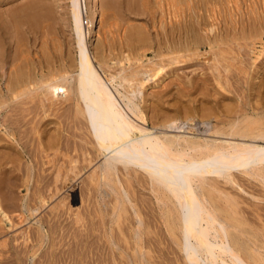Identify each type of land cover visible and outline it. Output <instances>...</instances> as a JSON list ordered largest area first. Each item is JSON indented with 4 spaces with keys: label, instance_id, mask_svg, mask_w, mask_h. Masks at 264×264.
Listing matches in <instances>:
<instances>
[{
    "label": "bare ground",
    "instance_id": "bare-ground-1",
    "mask_svg": "<svg viewBox=\"0 0 264 264\" xmlns=\"http://www.w3.org/2000/svg\"><path fill=\"white\" fill-rule=\"evenodd\" d=\"M13 1L14 0H0V9L1 10L5 9L3 6L4 3L6 4L8 3L7 5H10L11 3L13 4ZM106 1L107 0H105V2ZM158 1L160 0H157L156 2H154L153 0H143V2L141 3L145 11L146 10L150 11V14H151L150 16H152L153 18V19L150 18L153 20V22H150L151 25L152 23H154V21L155 22L160 21V24H158V26L160 25L162 26V28L160 26L159 28L167 29L168 27H170L167 29V34H165L163 38H160V41L157 42L158 39L156 40V44L159 43L158 47L161 48L160 53H159V56L161 58L157 61H154V59L147 57L148 64L143 63V60H141V52H135L136 46L138 44L140 46L144 45L148 39L147 38L148 33L146 34L148 30L146 29L147 27L143 25L144 22L142 24L143 20L139 22L141 23V26L143 25L145 30H147L146 32L144 29L137 27V28H134L133 30L132 29L130 30L128 28L129 30L124 33L125 35L122 34V37L124 35L123 41L125 39L126 40L125 42L128 45L127 46L128 48L126 47L128 52H126L127 50L124 48L125 49L124 52L120 50L122 53L118 55L117 54L114 55L113 49L111 47V41L107 40L109 38L108 34H111L109 29H108L109 31L106 30L107 28H104V30L108 31L107 32L108 38H106L107 36L105 37L103 36L107 40V42H104L107 45H104L103 42L101 43L100 41L99 42L96 41L97 40L96 36H98V32H99V25L101 27V24L99 23L102 22V21L100 22V19H99L100 11H101L99 0H69L68 8H69V14H70V19H71L72 39L69 44V47L66 48V50L62 49L63 43L61 42L59 43L57 40L58 39L57 37H56L57 39L55 38L54 40L52 38V41H51V38L50 40L48 39L49 36L48 38L44 36L43 38L40 39L41 40L39 44L40 47L36 51H32L30 49L28 40L24 38H20L16 40L14 39L15 37L13 36L12 42L16 41L17 43L16 45L15 44L12 45V48L9 50L10 52L9 55H5L1 48L5 47L6 43L0 40V116L3 115V119L0 120V226L6 230L12 229L13 227H15V220H17L15 218H18V220L20 221H23V220L25 221L28 214L38 215V213H41L46 207H48L49 205L53 203V199L56 197L57 194H59L58 195L59 197H62L61 195H63L64 197V193L66 192L65 190H68V189H65L64 190L65 192L62 194L59 193L60 190L63 188V185L68 184L69 186H74V182L76 181L77 178H79L81 172L85 168L92 167L86 179H89V181L87 180L88 183H90L89 185L92 184V186H94V188L98 190L97 196L95 195L97 199V206L96 205L95 206L99 208L100 212L101 210H104V211L109 210L107 213H112L111 215L116 214V216L114 215L115 219L121 218L123 215H126L128 210H130V212L132 210V214H133L132 224H134L135 226L138 225L137 229L135 230V234L133 233L134 234L133 236L137 238L136 241L139 242L140 240L143 239L144 235L142 234V231L141 232L139 231L138 227H142V225H144L146 228H148V230L145 231L147 232V236L146 235L145 236H146V240L148 244L150 245L155 244L158 240V237L157 236L155 237V235H153V232H156V227L159 225L160 231L161 229H164V230L166 229V231L168 232L169 236L166 234V238L169 240V243H171L173 240L176 241L177 245L179 246L178 248L183 253L182 256L187 261V264H264V204L261 203L263 201H258V199L264 200V198L263 197L261 198L260 196L262 193L264 194V189H263L264 188V113L261 111L263 110V108L262 107H261L262 109L259 108L260 109L259 111H261L263 115L260 112L259 114L260 116H257V114L256 116H254L253 115L254 112L257 113L255 110L256 108L255 107H254L255 109L250 108L251 104H249L248 102L251 103L252 100L250 101V98L247 97L249 101L244 103V101L242 100L243 101L242 108H238V110H235L236 108H234V110H229V112H227L228 116L225 118L224 116L223 118L215 116L217 117V120L218 118L220 119L217 121V123H213V125H210L211 131L212 132L214 131L215 135L220 134V136L225 135V137L227 135L228 138L226 137L225 139H222L224 137L221 138L220 136L215 138V136L214 137L212 136L214 134L213 133L211 136L215 139L209 140L207 139V137L203 138L201 136L198 137L195 135L186 134V132L190 133V128L188 127H191V128L195 127V125L187 126V124H194L197 121L195 119V114L192 113L191 110H189V112L186 111V113L184 114V117L180 115H176L174 117H169L165 119V121L163 122H161L162 120L160 121L159 119L161 123L160 122L156 123L158 120L157 121L155 120L156 122H152L153 123L152 124L150 121L151 117L149 118V115L151 113L148 115L149 111L147 112V108L149 107L150 102L147 104L148 95L146 93V88L149 87V84L152 85L153 82L157 83V81H159L162 77L165 78V76L169 74L171 70H168L167 68L170 65L172 64L177 65V63L178 64L181 63L182 65H184L183 63L185 61H189V60L192 61V59L200 57L202 55L206 57V59L211 63L210 64L211 68L215 71V75H216L215 77L217 80L216 83L220 84L219 85L220 88L222 89L223 87L227 88L226 86L227 84H229L228 82H232L233 80L234 82L236 80H237L236 82H238V80L240 79L239 75L238 74H237L238 76L236 75L237 72L233 74L232 71L234 70V67L237 65L236 62L238 61V59L240 61V64L239 63L238 64L241 66V69L242 70L244 69L242 68L244 64H241V63H243L244 60L247 58L245 57L246 55L244 56L245 58H243L242 56L245 53L243 52V49L245 48L247 49L248 47L249 51L251 49L253 52H255L256 49L258 48L253 38L258 32H261V33L264 32V20L259 21L257 18L254 17L258 21L255 20L254 22L252 21L251 23L248 22L247 25L246 23L242 22V24L240 23L241 26L240 25L238 26V23L241 20L243 21V19L241 20L239 19L240 21L237 22L236 21L237 18H234V16L236 17L237 14L239 13L241 14V12L243 11L242 8L237 7L238 4L239 6H241L240 5L241 0H164V1L161 0L160 2ZM245 1L247 2V4L250 1L252 3L251 7L249 8V11H246L247 15L249 16V18L247 16L246 19L250 20L251 18V20H253L252 16H255V13L256 14L259 13L258 9L259 11L262 10L259 8L261 6L258 7L256 3H258L259 1L264 3V0H250V1L245 0ZM45 2L46 1H43V0H32L30 3L26 5L25 8L32 9L38 6L47 7ZM139 3L140 2H138V4ZM106 4H105L106 8L107 6L108 7L110 6V3H106ZM260 4L258 3V5ZM50 5L51 4H49V6ZM245 7L247 8V5ZM237 8H240L242 11L236 14V10L237 12L239 11V9ZM148 11H147V15H148ZM156 11L160 12L159 13L160 20H158L157 18ZM205 13L208 14L207 16L209 17L207 18V16L205 15L207 21L204 20L205 17L203 14ZM26 14H29L32 17H36L35 13H29V11H27ZM243 15L240 17L244 18ZM20 16H21V20L23 21L26 20L27 16L18 13V11L8 10V13L5 14L4 17H0V19L3 20V23L9 28L11 32H13L15 29L14 26L15 25L17 26L15 20L19 18ZM114 16L116 17L115 13H114ZM220 16L221 17L224 16V20L227 21L226 23L228 24L229 23L231 24L230 20H232L233 25L231 24L232 25L231 27L229 25L230 27L229 29H222L223 25L221 24L222 28H220V25H219L220 23L218 24V22L219 20L221 21L223 19V18L220 19L221 18ZM239 16L237 17L239 18ZM117 18L118 16L116 17V20ZM110 19L112 18L110 17ZM136 23L138 22L136 21ZM123 24H124V21H123ZM123 24L120 23V25L118 26L114 25V26L120 29V31L122 30L123 32V30L127 29V27L123 28L122 26ZM111 25H113V23H111ZM114 26H112L111 28H113ZM119 26H122L123 29H121V27L119 28ZM128 26H130V24ZM154 26L155 25H153V27L151 28L156 29V27ZM165 31L166 30H164V32ZM117 34L119 35V30ZM159 34L161 37L162 34L161 33ZM98 38H100V36ZM117 38L120 39L119 36ZM119 39H116V41H118ZM108 41H109V44H108ZM120 41L122 40L120 39ZM151 42L150 44H152ZM92 43L97 44L96 52L93 51L91 48V46L93 47ZM118 43L120 44L121 42L118 41ZM66 45L68 46V44ZM121 45L122 44L118 46L120 47ZM13 46H14V49H13ZM203 48H204V51L202 50ZM258 49H261V47ZM145 50H146V47H145ZM250 59H251L250 61H253L251 57ZM196 61L197 60H195V62ZM204 61L205 60H203L202 62ZM247 61H249V58L247 59ZM257 61L258 63H260L259 59L258 60L256 59V62ZM193 62L194 61H192V63ZM261 62L264 63V61L262 60ZM198 63H197V66L199 65ZM247 63H245V65ZM118 64H120L119 67H118ZM201 64L202 63H200V65ZM250 64L251 63L247 64L246 67L248 65L250 66ZM197 66H195V68ZM201 66H198V69L200 68L202 70L203 67ZM205 66H206V63L204 67ZM240 66L237 68L239 69ZM175 67H173V69ZM206 69H209V68H206ZM253 69L254 68H252V72H251L252 74H253V71H255ZM193 70H194V67H193ZM209 71L211 70L209 69ZM238 71H240V69ZM245 71H248V69H246ZM200 72L201 71H199V73ZM241 72L240 73L238 72L239 74H241L240 76H245L243 74L246 72H243V73ZM210 73L213 74V72H210ZM209 74L207 73V76ZM254 74L252 76H254ZM205 75L203 78H206ZM258 75L259 74H257V76ZM209 76H212V75H209ZM203 78H202V82H204ZM207 78L205 79V81L208 80ZM214 79H213V82L215 81ZM262 79H260L261 80L260 83L264 81ZM198 81L200 80H197L195 84H197ZM163 82L165 83L166 81H163ZM172 82L170 84H172ZM174 82H177V81H174ZM243 82H244V79H243ZM181 83L182 82H180V85H182ZM208 83H207V86H208ZM165 84H168V83H165ZM153 85L150 87H153ZM157 85H160V88H161V84H157ZM245 85H246V82H245ZM262 85L264 87V83H262ZM162 86H163V83H162ZM210 86L208 88H210ZM251 86H254V85H251ZM228 87L230 88L231 86L228 85ZM241 87L242 85H240V88ZM258 87L259 86H257V89ZM166 88L169 89L168 87ZM208 88H207V91L209 90ZM231 88L232 90L234 89L233 86ZM218 89L219 88L217 86V90ZM153 90H154V87L152 91ZM228 90L229 89H227V92ZM259 90L257 91L261 92V90L260 91ZM221 91L224 94V91L223 90ZM234 91L235 89L233 90V92ZM237 91L234 92L237 95H239L240 92L244 93L243 91H240V89ZM154 92L150 93V95L152 96ZM249 92H252V90ZM255 92L254 94H256ZM148 94H149V91H148ZM156 94H157V91H156ZM163 94H164V91H163ZM180 94L181 93H179V95ZM257 94L256 96L264 97V95L261 96V93H259L260 95L259 94L257 95ZM183 95H186V94H183ZM220 95L218 94L217 96H214V97H218ZM225 95H227V93L224 94V96ZM232 95H230L231 98L233 97ZM245 95L250 96L249 94L248 95L245 94ZM156 96H159V95H156ZM252 96L254 97V95ZM256 96L254 98H256ZM241 98H243V96H241ZM226 99H228V96ZM152 100H154L153 97H152ZM182 100L178 101L176 99L175 101L179 103ZM231 100H233V98ZM254 100L255 99H253V101ZM225 101L227 100H224L222 104L223 103L225 104ZM236 101H239V100H236ZM218 102L217 104H219ZM231 102H235V101H231ZM154 103H157V102H154ZM229 103H230V100H229ZM247 103L249 104L250 107H248ZM256 103L254 102V105ZM152 105H156V104H152ZM170 106L169 108H171ZM217 106L219 107V105ZM158 107L160 106H158L157 104V108ZM225 107L226 106L223 105L224 112H225ZM258 107H260V104L257 106V108ZM162 108L165 109L167 107L164 106ZM212 108H214V106ZM227 109L229 108H226V110ZM251 109L253 110L251 111ZM151 110H154V109L151 108ZM204 110H205V107H204ZM199 111L201 112V110ZM220 112L222 115V109L220 110ZM152 113H155V112H152ZM161 113L160 115H162ZM152 119L153 118H151V120ZM163 120H164V117H163ZM194 120L196 121L193 123L192 121ZM207 120L201 121V124L202 122L203 124H206V125H207L206 122H208V124L212 123L211 121L209 122ZM61 121L64 122L62 123V125L60 123ZM55 122L56 123L59 122L61 126L55 127V126H58V125H55L56 124ZM51 123L52 124L55 123L53 124L55 127L53 128L54 130L50 128L49 126V125H52ZM197 123L198 122H196L195 124L197 125ZM198 126L197 128L201 127V125L199 127ZM160 127H166V128L160 129ZM175 127L177 128V130H174V131H177V132L170 133L169 131H172L173 129H169V128H175ZM185 128H188L189 131H186ZM73 129L74 130L80 129L81 131L84 130L88 134L87 136L83 133V135H85V138L82 139L84 142L80 141V144H79V142L77 141L81 140V138L76 139L77 140L76 141L74 140L75 138L73 139L74 136L72 137L70 134L67 135L68 133L67 134L64 133L65 131H68L69 133L73 134L74 132ZM197 131L199 130L197 129ZM197 134L199 133L197 132ZM211 136L209 135V137ZM99 158H100V161H99ZM88 169H87V172H88ZM244 178L248 179V181L250 182L252 180L256 181L255 179H259L261 182V184L259 185L263 186V188L261 187L262 189L259 188L260 189L259 191L261 192V194L258 195L257 192H256L257 194H255V192L250 193L251 191L250 192L247 191L246 186H244L242 182ZM141 180L145 182L147 181L146 183L151 185L150 189H152V191L155 192V197L153 199H150L152 202L151 201L147 202L151 209L148 208L149 211H147V213L149 217H146V218L143 216V210L141 209L144 207L140 208L141 206L140 202L137 201L136 198H134L135 193L131 194L129 190L130 187L126 186V183L128 184V182L129 184H131L130 181L135 183L136 181L141 182ZM18 181L19 183H22L23 185H25L28 190V192L24 194L22 197H16L12 195L11 193L12 189L14 190L13 186L16 185ZM82 181L84 182L85 179ZM87 181H86V184L88 185ZM222 183L225 184L226 186H229L231 184L232 186L236 185L235 190L237 189L236 190L237 192H240L241 191L240 189H242L243 194L247 192L246 193L247 195H251V198L257 199L258 202H256V200L253 201L254 199L250 201H248L247 199L246 200L244 199L243 201L239 200V198H237L238 196L236 197L235 196L236 194L235 195L231 194L228 191V189H225V186ZM251 185H253V183ZM6 186L8 187L9 190H11L10 192L5 191L4 187ZM232 186H230V188ZM108 187H110L113 192ZM85 188L84 189L81 188V190L86 191ZM133 188L135 189V187ZM238 189L240 191H238ZM17 190H20V189H17ZM71 190H74V193L70 191L72 193L71 194L72 198L70 201L75 202L78 199V193L75 192V186L71 188ZM133 191H136V189ZM243 191H245V193ZM71 195L69 194L67 195V197L69 198ZM87 197L88 196H86V199ZM146 198H148V195ZM55 200L56 199H54V201ZM64 202H66V200H64ZM80 202H81V205L78 203V205L77 204L74 205L75 207H72L73 206L72 202H71V205H69L70 203L68 202L69 204H65V206L69 205L71 206L72 210L73 208L75 210L76 208L78 209L79 207H81L82 204L84 203L82 199ZM243 202L249 203L248 205H250V207H253L252 210H249L248 209L249 207L246 208L247 204L245 205L246 207H243L242 206ZM60 204L63 207L64 205L63 200L58 203H54L52 206H50L53 209L52 211H57L60 208L59 207ZM129 205L131 206L130 208H129ZM91 206L92 205H90V207ZM61 209L64 210V207ZM59 211L55 213L59 215L58 214ZM78 211L79 212L81 211L80 208ZM75 212L77 213V211ZM85 212H83L84 213L83 215L87 213ZM96 214H94V217ZM128 214L129 213H127V215ZM61 215L62 214L60 213V216ZM79 215H80L79 216L80 218L81 217L83 218V216H81V213ZM251 216H253V218ZM68 217L71 218L72 216L69 214ZM250 217L252 218V221L250 220ZM55 218H57V216ZM77 219H76V223H77ZM87 220L89 219H86V220L83 219L84 222ZM52 221L53 220H51V222ZM126 222L128 223V221ZM80 223H81V220L78 221V225H76V227L77 226L79 227ZM121 224L120 226H123ZM21 225H24V224H21ZM103 226H104V223H103ZM63 228L66 229V227L64 226ZM105 228L106 227H103L101 229L104 230ZM125 228L127 227L125 226ZM152 228H154V230ZM39 229L40 231H43L44 229L42 222L39 224ZM77 229H75V233ZM90 229L91 228H89V230ZM14 230L15 229H13L12 232ZM40 231L38 232L40 233ZM91 231L92 230H90V232ZM150 231L152 233H150ZM31 233L32 232H30V234ZM60 233H63V232H60ZM78 234H76V236H78ZM151 234L153 236H151ZM14 235L18 236V234H14ZM101 235L103 234H100L99 236L101 237ZM121 235L124 236V234H120V238H121ZM162 236H165V234L163 235L162 233ZM23 238L24 237H22V239ZM106 238H108V236ZM123 239H124L123 241L125 242L127 241L125 237ZM163 239L165 238L163 237ZM20 240L21 239H19V242ZM90 240L92 239L90 238ZM12 241L15 242L14 240ZM111 242L113 243V241ZM144 242L145 241L143 240V243ZM81 243H82L81 244L82 246L83 242ZM3 244L5 243H3L2 241V245ZM14 244L15 246L17 245V243H13V245ZM25 244L27 245L26 241L23 243V245ZM126 244H129V243L126 242ZM23 245H22V248H23ZM106 245L108 247L110 246L108 244ZM111 245L113 246L114 244H111ZM129 245H132V243ZM122 246H123V243H122ZM1 247H7V246H1ZM160 247L161 246L159 245V248ZM152 248L150 249L153 250ZM112 249L113 248H111V250ZM139 249L141 250V248ZM103 250H106V249H103ZM173 252L174 251H172V255H173ZM89 253H90V250H89ZM101 254H102V250H101ZM108 255L110 258L111 254H108ZM50 256L48 257L50 258ZM147 256L149 255H147L146 253V257ZM171 256L169 257L170 260H171ZM178 256H177V259H178ZM102 257L100 256V258ZM118 257L116 256V260L118 259ZM180 258L178 260H180ZM109 260L111 261V259ZM156 260L158 261L157 257H156ZM173 261L176 262L175 260ZM114 262L115 260L113 261V263ZM120 263L121 262H119V264Z\"/></svg>",
    "mask_w": 264,
    "mask_h": 264
},
{
    "label": "rangeland",
    "instance_id": "rangeland-1",
    "mask_svg": "<svg viewBox=\"0 0 264 264\" xmlns=\"http://www.w3.org/2000/svg\"><path fill=\"white\" fill-rule=\"evenodd\" d=\"M17 1V2H16ZM32 0H14L13 1V4L11 3L10 5H7L6 3H4L3 4V6H4V8L5 9H0V17H4L5 16V14H7L8 13V10H13V11H18V13H20V14H22V15H25V16H27L26 17V20H21V16L19 17V18H17L15 21H16V24H17V26L15 25L14 26V31L13 32H11L10 30H9V28L3 23V20H1L0 19V40L1 41H4L6 44H5V47H2L1 49H2V51L4 52V54L5 55H9V50L12 48V45H16V41H14V42H12V38H13V36L15 37L14 39H16V40H18V39H20V38H24V39H26V40H28V43H29V46H30V49L32 50V51H36L39 47H40V39L41 38H43L44 36L46 37V38H48V36H49V40H50V38H51V41H52V38H53V40L56 38L57 40H58V42L60 43H63V45H62V49H64V50H66V48H68L69 47V44H70V42H71V39H72V27H71V19H70V14H69V0H43V1H46L45 2V4H46V6L47 7H35V8H32V9H28V8H25L26 7V5L28 4V3H30ZM154 2H156L157 0H153ZM161 1V0H160ZM160 1H158V2H160ZM162 1H164V0H162ZM247 1H250V0H247ZM15 2H16V4H15ZM21 2V3H20ZM24 2V3H23ZM133 2H134V4H133ZM138 2H140L139 4H138ZM143 2V0H107L106 2H105V0H99V3H100V6H101V8H100V16H99V19H100V22L101 23H99V24H101V27H100V25H99V32H98V36H96V41H100L101 43L103 42H107V40H110L111 41V47H112V49H113V53H114V55L115 54H120V53H122V52H124V50L126 49L127 50V43L125 42L126 40L124 39V41H123V38H124V33L125 32H127L129 29L131 30H133L134 28H137V27H140V28H142V29H144L145 30V28L143 27V25L145 26V27H147L146 29L148 30V32H146L147 30H145V32H146V34H147V42L144 44V45H137L136 46V49H135V52H141V60H143V63H146V64H148L147 62H148V60H147V57H149V58H152V59H154V61H157V60H159L161 57L159 56V53H160V50H161V48L160 47H158L159 45V43H157L156 44V40H157V42L158 41H160V38H163L164 37V35L165 34H167V29L168 28H170V27H168L167 29H164V30H166L165 32H164V30L163 29H161L162 28V26H160L161 28H159V26H158V24H160V21L157 23V22H155L154 21V23H152V25L150 24V22H153V18H152V16H150L151 14H150V11H148V10H146L145 11V9L142 7V3ZM243 2V3H242ZM246 3V5H247V8L245 7L246 5H245V3ZM106 3H110V6L108 7L107 6V8H106V6H105V4ZM258 3L260 4V5H258ZM258 3H256L257 4V6L259 7V6H261V7H259L260 9H262V10H260L259 11V9H258V14H256L255 13V16H252V18H253V20H251V18H250V20L249 19H246L247 18V12L246 11H249V8L251 7V1L250 2H248V4H247V2L245 1V0H241L240 1V5L241 6H239V4H238V6L237 7H240V8H242V10L240 9V8H237V9H239V11L237 12V10H236V14L237 13H239L240 11H242V12H244V13H242L241 12V14H240V16H242L243 14V17L244 18H242V17H240L239 16V14H237L236 15V17L234 16V18H237L236 19V21L237 22H239L241 19H243V21L241 20L239 23H238V26L240 25L241 26V24H242V22H244V23H246V25L248 24V22H254L255 20H259V21H261V20H264V9H263V4L264 3H262L261 1H259ZM20 4V5H19ZM49 4H51L50 6H49ZM103 4V5H102ZM130 4V5H129ZM250 4V5H249ZM6 5V6H5ZM17 5V6H16ZM106 5H108V4H106ZM133 5V6H132ZM137 5H139V6H137ZM243 6V7H242ZM49 7H51V8H49ZM55 7V8H54ZM141 7H142V9H141ZM16 8V9H15ZM61 8V9H60ZM246 8V9H245ZM8 9V10H7ZM134 11H133V10ZM248 9V10H247ZM107 10V11H106ZM113 10V11H112ZM140 10V11H139ZM142 10V11H141ZM7 11V12H6ZM27 11H29V13H35V15H36V17H32V16H30L29 14H26V12ZM36 11V12H35ZM105 11V12H104ZM147 11H148V15H147ZM52 12V13H51ZM107 12H109V13H107ZM112 14H111V13ZM137 12V13H136ZM261 12V13H260ZM102 13V14H101ZM114 13H115V15H116V17L118 16V18H117V20H116V17L114 16ZM146 13V14H145ZM156 15H157V18H158V20H160V16H159V11H156ZM144 14V15H143ZM263 14V15H262ZM39 15V16H38ZM112 15V16H111ZM204 15V17H205V19L204 20H206L207 21V19H206V16L208 15V14H203ZM206 15V16H205ZM253 15V14H252ZM256 15H257V17H256ZM259 15V16H258ZM225 16V15H224ZM224 16L223 17H221L220 19H222L221 21L219 20V22H218V24L220 25V28H222V26H221V24L223 25V28L222 29H229L233 24V21L232 20H230V22H231V24L229 23H226L227 21H225L224 20ZM237 16H239V18L237 17ZM110 17L112 18V19H110ZM257 18V19H255V18ZM259 17H260V19H259ZM105 20H104V19ZM150 18H152V19H150ZM207 18H209L208 16H207ZM248 18H249V16H248ZM59 19V20H58ZM120 19V20H119ZM141 19V20H140ZM240 19V20H239ZM124 21V24H123V21ZM129 20V21H128ZM143 20V21H142ZM152 20V21H151ZM209 20V19H208ZM257 20V21H258ZM110 21V22H109ZM113 21V22H112ZM120 21V22H119ZM126 21H128V22H126ZM136 21L138 22V23H136ZM142 21V24H143V22H144V24L141 26V23L140 22ZM117 24H115V23ZM131 22V23H130ZM133 22V23H132ZM135 22V23H134ZM223 22H225V23H223ZM46 23V24H45ZM106 23V24H105ZM111 23H113V25H111ZM119 23V24H118ZM120 23L121 24H123L122 26H123V28L124 27H127V29H125V30H123V32H122V30L120 31V29H118L117 27H115V26H118V25H120ZM139 23H140V25H139ZM241 23V24H240ZM27 24V25H26ZM51 24V25H50ZM130 24V26H128V25ZM136 24V25H135ZM146 24V25H145ZM48 25V26H47ZM115 25V26H114ZM126 25V26H125ZM132 25V26H131ZM153 25H155L154 27H156V29H152L151 27H153ZM228 25V26H227ZM229 25H230V27H229ZM250 25V24H249ZM47 26V27H46ZM103 26V27H102ZM112 26H114L113 28H111ZM122 26H119V28L121 27V29H123L122 28ZM132 27V28H131ZM228 27V28H227ZM101 28H102V30H101ZM104 28H107L106 30H110V33L111 34H108L107 32L109 31H106V30H104ZM116 28H117V30H116ZM129 28V29H128ZM242 28V27H241ZM18 29V30H17ZM46 29V30H45ZM52 29V30H51ZM55 29V30H54ZM172 29V28H171ZM170 29V30H171ZM44 30V31H43ZM104 30V31H103ZM113 30H114V32H113ZM118 30H119V35L117 34L118 33ZM163 30V31H162ZM116 31V32H115ZM154 31H155V33H154ZM157 31V32H156ZM39 34H38V33ZM43 32V33H42ZM48 32V33H47ZM168 32H169V30H168ZM170 32H172V31H170ZM46 33V34H45ZM159 33H161L162 35H161V37H160V34ZM259 33V34H258ZM255 36H254V38H253V40H255V42H256V46H258V48H260L261 47V49H263L264 48V32H258ZM44 34V35H43ZM105 34V35H104ZM109 35V38H108V35ZM116 34V35H115ZM122 34H124L123 35V37H122ZM156 36H155V35ZM32 35H33V37H32ZM261 35V36H260ZM100 36V38H98ZM105 36H107L106 38H108L107 40H106V38H104ZM111 36V37H110ZM113 36V37H112ZM120 37V39L122 40V41H120V39L119 38H117V37ZM150 36V37H149ZM155 36V37H154ZM31 37V38H30ZM35 38V39H34ZM60 38V39H59ZM260 38H262V39H260ZM66 39V40H65ZM113 39H114V41H113ZM116 39H119L118 41L119 42H121L120 44H122L120 47L118 46V45H120L119 43H118V41H116ZM155 39V40H154ZM258 39V40H257ZM32 40V41H31ZM68 40V41H67ZM94 40V39H93ZM149 40V41H148ZM10 41V42H9ZM152 41V42H151ZM260 41H262V42H260ZM67 42H69V43H67ZM93 42H95V41H93ZM115 42V43H114ZM150 42L152 43V44H150ZM155 42V43H154ZM258 42H260V43H258ZM13 43V44H12ZM95 43H97V42H95ZM95 43H92V45H93V47L95 48V50H94V48L91 46V48H92V50L93 51H95L96 52V48H97V44H95ZM125 45H124V44ZM263 43V44H262ZM66 44H68V46L66 45ZM108 44H109V41H108ZM140 44H142V43H140ZM96 45V46H95ZM104 45H107V44H105L104 43ZM117 45V46H116ZM263 47H262V46ZM9 46H10V48H9ZM140 46V47H139ZM150 46H151V48H150ZM119 47V48H118ZM127 47V48H126ZM139 49H138V48ZM142 47V48H141ZM144 47V48H143ZM145 47H146V50H145ZM122 48V49H121ZM125 48V49H124ZM153 48V49H152ZM256 49V51L255 52H253L250 48V51L248 50V47H247V49L245 48V49H243V52H245L244 54H243V52H242V56H243V58H249V61L251 60L250 59V57L252 58V60L253 61H247V59H243L244 60V62L243 63H241V64H244L243 66H242V68H244L243 70L241 69V66L239 65L240 64V61H239V59H238V61L236 62V66L234 67V70L232 71V73L233 74H235L236 72V75L238 74L239 75V77H240V81L238 80V82H234V80L232 81V82H234V83H232V82H228L229 84H227V88H224L223 86V89L222 88H220L219 87V85L220 84H217L216 82H217V80H216V75H215V71L211 68V63L206 59V57H204L203 55L202 56H200V57H197V58H194V59H192V61H194L193 63H192V61L191 60H189V61H185L183 64L184 65H182L181 63H177V65H175V64H172V65H170L167 69L168 70H171L170 72H169V74H167L166 76H168V77H166L165 76V78L164 77H162L159 81H160V83H159V81H157V83L155 82H153L154 83V85H153V83H152V85H153V87H154V90L152 91V89H153V87H150V86H152L151 84H149V87H147L146 88V93H147V95H148V101H147V104L149 103V109L147 108V112H148V115H149V118L151 117V118H153L152 120H151V118H150V121H151V123L152 122H156L157 120V122L156 123H159L161 120V122H163V121H165V119H167V118H169V117H174V116H176V115H180V116H182V117H184V114L186 113V111H188L189 112V110H191V112L192 113H194L195 114V119L197 120H194V121H192L193 123L196 121V122H198L197 123V125L194 123V124H187V126H189V125H195V127H193V128H191V127H188V128H190V133L189 132H186V134H189V135H195V136H201V137H203V138H206L207 137V139H209V140H212V139H215V138H217L218 136H220V134H216L215 135V132L213 131H211V127H210V125H213V123H217V121L220 119V118H218V120H217V117H221V118H223V116H224V118L225 117H227L228 116V113L227 112H229V110H234V108H236L235 110H238V108H242V103H243V101H244V103H246L247 101H249L248 99H247V97L248 98H250V101H251V103L250 102H248L249 104H251L250 106H249V104H248V107H250V108H253V109H255L256 110V112L257 113H255L254 112V116H256V114H257V116H260L259 114H260V112L262 111L263 113H264V97L262 96V95H264V87H263V85H262V83H264V81H262V83H260L261 82V80L260 79H262V77H263V79L262 80H264V71H262V70H264V63L263 62H261V60L262 61H264V54H263V50H261V49ZM13 49H14V46H13ZM34 49V50H33ZM119 49V50H118ZM141 49V50H140ZM148 49H150V50H148ZM114 50H116V51H114ZM122 52H121V51ZM203 51H204V48L202 49ZM205 50H206V48H205ZM246 50V51H245ZM143 51H144V53H143ZM146 51V52H145ZM154 51V52H153ZM247 51H248V53H247ZM261 51H262V53H261ZM116 52V53H115ZM126 52H128V50L126 51ZM157 52V53H156ZM251 52H253V53H251ZM251 53V54H250ZM256 53H257V55H256ZM258 53H260V54H258ZM158 54V55H157ZM263 54V55H262ZM246 55V56H245ZM251 55V56H250ZM259 55V56H258ZM143 56V57H142ZM145 56V57H144ZM245 56V57H244ZM248 56V57H247ZM250 56V57H249ZM255 56V57H254ZM261 56V57H260ZM259 57V58H258ZM156 58V59H155ZM158 58V59H157ZM256 59L258 60L259 59V62L260 63H258V61L256 62ZM195 60H197L196 62L199 64L198 66H201L202 64V66L201 67H203L202 68V70L199 68L198 69V66H197V63L195 62ZM201 60V61H200ZM203 60H205L204 62L206 63V66L204 67V65H205V63L204 62H202ZM136 61V60H135ZM187 62V63H186ZM189 62H190V64H189ZM255 62V63H254ZM125 63V62H124ZM151 63V62H150ZM195 63V64H194ZM200 63H202L201 65H200ZM239 63V64H238ZM245 63H247V64H249V63H251L250 64V66L248 67H246V65H245ZM256 64V65H254V64ZM263 65H262V64ZM193 64V65H192ZM258 64V65H257ZM260 64H261V66H260ZM98 65H99V63H98ZM182 65V66H181ZM185 65H187V66H185ZM190 65H192V66H190ZM120 66V64H118V67ZM177 68H176V67ZM195 66H197L196 68H197V70H196V68H195ZM240 66V71H238L239 69L237 68V67H239ZM263 66V67H262ZM117 67V68H118ZM173 67H175L174 69H173ZM193 67H194V70H193ZM255 67H257V68H255ZM261 67V68H260ZM180 68V69H179ZM206 68H209L211 71H209V69H206ZM236 68H237V70H236ZM250 68V69H249ZM252 68H254L253 70H257L256 72L255 71H253V74H254V72H255V74H254V76H252L253 74L251 73L252 72ZM115 69H116V67H115ZM178 69V70H177ZM205 71H204V70ZM246 69H248V71H245ZM262 69V70H261ZM201 71L200 73H199V71ZM206 70H208V71H206ZM250 70V71H249ZM259 70H260V72H259ZM175 73H174V72ZM177 71V72H176ZM202 71H204V72H202ZM242 71V72H241ZM173 72V73H172ZM206 72V73H205ZM210 72H213V74H211ZM241 72V73H243V72H248L247 74L246 73H244L243 75H245V76H240L241 74H239V73ZM259 72V73H258ZM263 72V73H262ZM207 73L209 74V75H212L213 76V78H212V76H207ZM232 73H231V75H232ZM206 74V75H205ZM249 74V75H248ZM257 74H259L258 76H257ZM260 74H261V76H260ZM180 75V76H179ZM204 75L206 76V78L210 81H208V80H206L205 81V79L206 78H203L204 77ZM237 75V76H238ZM251 76H252V78H251ZM171 77V78H170ZM172 77H174V78H172ZM177 77V78H176ZM180 77V78H179ZM203 78V80H204V82H202V78ZM238 77V78H239ZM244 79V82H243V79ZM246 77V78H245ZM248 77V78H247ZM255 77H257V78H255ZM168 78V79H167ZM192 78V79H191ZM199 78H201V79H199ZM215 78V79H214ZM254 78V79H253ZM164 79V80H163ZM167 79V80H166ZM170 79H172L173 80V82H172V80H170ZM178 79V80H177ZM182 81H181V80ZM184 79V80H183ZM185 79H187V80H185ZM211 79V80H210ZM213 79L215 80L214 82H213ZM248 79V80H247ZM250 79V80H249ZM256 79V80H255ZM190 80H191V82H190ZM197 80H200V81H198V83L197 84H195L196 82H197ZM245 80H247V81H245ZM253 80H254V82H253ZM260 80V81H259ZM163 81H166L165 83H168V84H165ZM174 81H177V82H174ZM182 82L181 84L182 85H180V82ZM209 83H208V82ZM172 82V84H170ZM187 82V83H186ZM190 84H189V83ZM208 83V86H207V83ZM211 82H213V83H211ZM241 84H240V83ZM245 82H246V85H245ZM162 83H163V86H162ZM174 83V84H173ZM179 83V84H178ZM185 83V84H184ZM206 83V84H205ZM211 83V84H210ZM216 83V84H215ZM233 84V85H231V84ZM237 83H239V84H237ZM252 83V84H251ZM254 83V84H253ZM157 84H161V88H160V85H157ZM202 84V85H201ZM205 86H204V85ZM214 84V85H213ZM223 84V83H222ZM225 84V83H224ZM249 84V85H248ZM254 85V86H251V85ZM259 84H261V85H259ZM156 85H157V87L159 88V90H158V88L156 87ZM171 85V86H170ZM174 85V86H173ZM180 85V86H179ZM183 85H184V87H183ZM191 85V86H190ZM194 85H195V87H194ZM198 85V86H197ZM210 85H212V86H210ZM228 85L229 86H233V88L235 89V91H237V90H239L240 89V91H243L245 94H249L250 96H246L244 93H242V92H240V94L239 95H237V94H235L234 92H233V90H232V88L230 87H228ZM239 87H238V86ZM240 85H242V90H241V88H240ZM259 86L258 87V89H257V86ZM178 86V87H177ZM210 86V88H208ZM217 86H218V90H217ZM248 86H250V87H248ZM166 87H168L169 89H170V91H169V89H167ZM182 87H183V89H182ZM191 87V88H190ZM209 89L208 91H207V88ZM237 88V90H236V88ZM262 87V88H261ZM152 88V89H151ZM164 88V89H163ZM179 88H180V90H179ZM198 88V89H197ZM239 88V89H238ZM155 89H156V91H157V94H156V91H155ZM161 89V90H160ZM187 89V90H186ZM191 89V90H190ZM211 89V90H210ZM223 90L224 91V94H226L227 93V95H225L224 96V94H223V92L221 91V90ZM227 89H229L228 90V92H227ZM244 89H245V91H244ZM256 89V90H255ZM261 90V92H258L257 90ZM263 89V90H262ZM150 90H151V92H150ZM181 90H182V92H183V94H186V95H183L182 94V92H181ZM190 90V91H189ZM204 90V91H203ZM252 90V92H249V91H251ZM254 90V91H253ZM259 90V91H260ZM148 91H149V94H148ZM155 91V92H154ZM162 91V92H161ZM163 91H164V94H163ZM169 93H168V92ZM185 91V92H184ZM186 91H187V93H186ZM203 91V92H202ZM207 93H206V92ZM209 91H210V93H209ZM216 91H218V92H216ZM226 91V92H225ZM255 91H257L258 92V94L259 93H261V96L262 97H260V96H256V94H257V92H255ZM152 92H154L153 94H152V96L150 95V93H152ZM167 92V93H166ZM191 92V93H190ZM238 92V91H237ZM236 92V93H237ZM254 92L256 93V94H254ZM263 92V93H262ZM162 95H161V94ZM179 93H181L180 95H179ZM204 93V94H203ZM205 93H206V95H205ZM220 95V96H218V97H214V96H217L218 94ZM234 93V94H233ZM243 95H242V94ZM166 94V95H165ZM223 94V95H222ZM229 94V95H228ZM233 94V95H232ZM257 94V95H258ZM156 95H159V96H156ZM168 95V96H167ZM179 95V96H178ZM208 95V96H207ZM230 95H232L233 97V100H231L232 98H231V96ZM235 95V96H234ZM252 95H254V97L256 96V98H254ZM260 95V94H259ZM150 96H151V98H150ZM221 96H222V98H221ZM227 96H228V99H226L227 98ZM241 96H243V98L245 99H243V98H241ZM245 96V97H244ZM152 97H153V99L154 100H152ZM156 97V98H155ZM172 97H174V98H172ZM184 97V98H183ZM188 97V98H187ZM190 97H191V99H190ZM212 97V98H211ZM219 97H220V99H219ZM226 97V98H225ZM235 97V98H234ZM259 97V98H258ZM166 98V99H165ZM182 98H183V100H182ZM218 98V99H217ZM223 98H224V100H227V101H225V104L223 103L222 104V102H224V100H223ZM230 98V99H229ZM237 98V99H236ZM165 99V100H164ZM168 99H169V101H168ZM178 100V101H180V100H182L181 102H177V101H175V100ZM188 99V100H187ZM194 99V100H193ZM196 99V100H195ZM203 99V100H202ZM204 99H205V101H204ZM211 99V100H210ZM222 99V100H221ZM253 99H255L254 101H253ZM160 102H159V101ZM191 100H192V102H191ZM198 100V101H197ZM206 100H207V102H206ZM217 100V101H216ZM229 100H230V103H229ZM236 100H239V101H236ZM240 100H241V102H240ZM243 100V101H242ZM259 100V101H258ZM261 100V101H260ZM165 101V102H164ZM187 101H188V103L189 102H191V103H187ZM203 103H202V102ZM210 101V102H209ZM214 101V102H213ZM219 101V102H218ZM231 101H235V102H231ZM263 101V102H262ZM154 102H157V103H154ZM217 102L219 103V104H217ZM237 102H239V103H237ZM253 102V103H252ZM254 102L257 104H255L254 105ZM166 105H165V104ZM170 103V104H169ZM200 103V104H199ZM229 103V104H228ZM236 103V104H235ZM241 103V104H240ZM152 104H156V105H152ZM157 104H158V106H160V107H158L157 108ZM164 104V105H163ZM172 104V105H171ZM173 104H174V106H173ZM183 104V105H182ZM229 106H228V105ZM260 104V107H258L257 108V106ZM263 104V105H262ZM171 105V106H170ZM177 105H179V106H177ZM202 105H204V106H202ZM214 106V108H212L213 106ZM217 105H219V107L217 106ZM223 105L224 106H226L225 107V112L223 111L224 110V108H223ZM232 105V106H231ZM235 105V106H234ZM241 105V106H240ZM252 105H254V106H252ZM154 106V107H153ZM164 106H166L167 108H162V107H164ZM169 106L171 107V108H169ZM181 106V107H180ZM187 106H189V107H187ZM200 106V107H199ZM208 106V107H207ZM211 106V107H210ZM217 106V107H216ZM234 106V107H233ZM239 106V107H238ZM204 107H205V110H204ZM255 107V108H254ZM263 108V110H261V111H259L260 109L259 108ZM151 108L152 109H154V110H151ZM197 108V109H196ZM198 108H199V110H201V112L198 110ZM217 108V109H216ZM226 108H229V109H227L226 110ZM231 108V109H230ZM261 108V109H262ZM161 109H163V110H161ZM172 109H173V111H172ZM180 109V110H179ZM222 109V115H221V112H220V110ZM253 109H251V111L253 110ZM258 109V110H257ZM166 110V111H165ZM176 110V111H175ZM202 110H203V112H202ZM213 110V111H212ZM209 111H210V113H209ZM152 112H155V113H152ZM157 112V113H156ZM158 112H162L161 114L163 115V117H164V120H163V117H162V115H160V113H158ZM167 112V113H166ZM175 112V113H174ZM184 112V113H183ZM200 112V113H199ZM213 112V113H212ZM217 112H219V113H217ZM234 112V111H233ZM261 112V113H262ZM197 113V114H196ZM263 113H262V115H263ZM199 114V115H198ZM215 114V115H214ZM152 115V116H151ZM160 115V116H159ZM171 115V116H170ZM201 115V116H200ZM206 115H207V117H206ZM212 115V116H211ZM204 118H203V117ZM215 116H217V117H215ZM213 117V118H212ZM1 119H3V115H1L0 116V120ZM159 119H160V121H159ZM203 119V120H202ZM208 119V120H207ZM156 120V121H155ZM204 120H207V121H211L212 123H209L208 124V122H206L207 123V125L206 124H203V122H202V124H201V121H204ZM160 122V123H161ZM56 123V122H55ZM55 123H53V124H55ZM61 123V125H62V123H64L63 121H61L60 122ZM60 123L58 122V123H56L55 125H58V126H55V127H60L61 125H60ZM200 123V124H199ZM52 124V123H51ZM49 125L50 126V128H55L54 127V125ZM153 124V123H152ZM201 125V127H199V126ZM206 125V126H205ZM197 126L199 127V128H197ZM204 127V128H203ZM209 127H210V129H209ZM164 129V128H166V127H160V129ZM188 128H185V130L186 131H189V129ZM196 128V129H195ZM208 130H207V129ZM169 129H173L172 131H169L170 133H172V132H174V133H176L177 131H174V130H177V128L175 127V128H169ZM191 129H193V130H191ZM197 129L199 130V131H197ZM54 130V129H53ZM74 130V129H73ZM72 130V131H73ZM80 129H75L74 130V132H73V134H71V133H69L68 131H65L64 133L65 134H67V135H71L72 137H73V139L74 140H76V139H80L81 138V140H76L77 142H79V144H80V141H83L82 139L83 138H85V135H87L88 136V134L83 130V131H79ZM195 130H196V132H195ZM56 131V130H55ZM76 131V132H75ZM192 131V132H191ZM195 133H194V132ZM77 132H78V134H77ZM197 132L199 133V134H197ZM210 132H212V133H210ZM75 133V134H74ZM82 133V134H81ZM83 133L85 134V135H83ZM181 133H183V132H181ZM214 133V134H213ZM213 134V135H212ZM82 135V136H81ZM205 135V136H204ZM209 135L211 136H215V138H213L212 136L211 137H209ZM221 138L222 137H224V138H222V139H225L226 137H227V135H226V137H225V135L223 136H220ZM228 138V137H227ZM218 139H220V138H218ZM84 142V141H83ZM82 142V143H83ZM98 161V160H97ZM99 161H100V158H99ZM81 164V163H80ZM90 170H89V169ZM88 168H85L82 172H81V174H80V176H79V178H77L76 179V183L74 182V186H75V192H77L78 193V199L75 201V202H73V201H70L71 200V198H72V193H74V190H71V188H73L74 186H69L68 184L67 185H63V188L60 190V192L59 193H64L65 191L67 192H65L64 193V197H63V195H61L62 197H59L58 195L59 194H57L56 195V197L54 198V199H56L55 201H54V199H53V203L51 204V205H49L48 207H46L41 213H38V215H32V214H28V216H27V218L25 219V221L23 220V221H20V220H18V218H15V219H17V220H15V227H13L12 229H8V230H6V229H3L1 226H0V236H2V237H0V241H1V243H0V245L1 246H7V247H1L0 246V264H98L99 263V261H100V263L102 264H105V262H106V264L108 263V264H119V262H121L120 264H178L179 262H181V263H179V264H187V261L184 259V257L182 256L183 255V253L180 251V249L178 248L179 246L177 245V243H176V241H172L171 243H169V240L166 238V234L169 236V234H168V232L166 231V229L164 230V229H161V231H160V226L158 225L157 227H156V232H153V235H155V237L157 236L158 237V240H157V242L155 243V244H148V242H147V240H146V236H147V232H145V231H147L148 230V228H146L144 225H142V227H138V229H139V231L141 232L142 231V234L144 235L143 236V239L142 240H140L139 242L141 243H139L138 241H136L137 240V238L135 237V236H133L134 234H135V230L137 229V226L138 225H134V224H132V218H133V214H132V210H131V212H130V210H128V212L127 213H129L128 215H127V213H126V215H123L121 218H116L115 219V216H116V214H114V215H111L112 213H107L109 210H101V212H100V210H99V208L98 207H96L97 206V199H96V197H95V195L97 196V194H98V190L96 189V188H94V186H92V184L91 185H89L90 183H88V181H89V179H86L87 178V176H88V173L91 171V169H92V167H88ZM87 169H88V172H87ZM86 170V171H85ZM85 171V172H84ZM87 172V173H86ZM84 174V175H83ZM85 179V183L82 181V180H84ZM80 180H81V182H80ZM88 180V181H87ZM145 180V179H144ZM256 181H248V179H246V178H244V180L242 181L243 182V184H244V186H246V190L247 191H251L250 193H254L255 192V194H257L258 193V195H260L261 194V192L259 191L260 189L259 188H263V186L261 185H259V184H261V182H260V180L259 179H255ZM79 181V182H78ZM86 181H87V183H88V185L86 184ZM258 181V182H257ZM140 181H136L135 183H133V182H131L130 181V183L131 184H129V182H128V184L126 183V186H128V187H130L129 188V190H130V193L131 194H133V193H135L134 194V198H136L137 199V201H139L140 202V204H141V206H140V208L141 207H144L145 208V210H144V208H141L142 210H143V216L146 218V217H149V215H148V213H147V211H149V209L148 208H150L149 207V204L147 203V202H150L151 200L150 199H153L154 197H155V192L154 191H152V189H150L151 188V185H149L148 183H146L145 181H142L141 180V185H140V183H139ZM142 182H144V183H142ZM245 182V183H244ZM260 182V183H259ZM78 183V184H77ZM79 183H80V185H79ZM84 183V184H83ZM249 183V184H248ZM253 183V185H251ZM17 184H19V185H17ZM83 184V185H82ZM145 184V185H144ZM223 184V183H222ZM256 186H255V185ZM78 185V186H77ZM84 185H86V186H84ZM136 185V186H135ZM138 185V186H137ZM140 185V186H139ZM224 186H225V189H228V191L231 193V194H233V195H235L237 198H239V200H248V201H250V200H252V199H254V198H251V195H247L246 193H245V191H243L245 194H243L242 193V189H238V191H240V192H237L236 190H235V188H236V185H233L232 186V184L231 185H229V186H226L225 184H223ZM64 186H66V187H64ZM67 186H68V188H67ZM90 186H91V188H90ZM142 186V187H141ZM145 186V187H144ZM230 186H232L231 188H230ZM14 187V190L12 189V191L11 190H9L8 189V187L6 186V187H4V189H5V191H11V193H12V195H14V196H16V197H22L24 194H26L27 192H28V190H27V188H26V186L25 185H23L22 183H19V181L16 183V185H14L13 186ZM79 187V188H78ZM86 189V191L85 190H81V188L82 189H84V188ZM133 187H135V189H136V191H133V190H135ZM228 187V188H227ZM88 188V189H87ZM108 188H110V187H108ZM237 188H239V187H237ZM253 190H251V189ZM261 188V189H262ZM17 189H20V190H17ZM65 189H68V190H65ZM233 189H234V191H233ZM264 189V188H263ZM62 190H63V192H62ZM65 190V191H64ZM92 190V191H91ZM110 190L112 191V189L110 188ZM232 190V191H231ZM14 191V192H13ZM72 193H71V192ZM86 193H85V192ZM95 191V192H94ZM133 191V192H132ZM139 191V192H138ZM81 192H83V193H81ZM91 192H93V193H91ZM113 192V191H112ZM257 192V193H256ZM22 193V194H21ZM88 193H90V194H88ZM95 193V194H94ZM138 193V194H137ZM239 193V194H238ZM250 193H248V194H250ZM20 194V195H19ZM71 195L69 198L67 197V195ZM80 194V195H79ZM83 194V195H82ZM85 194H87V195H85ZM93 194V195H92ZM141 194V195H140ZM91 195V196H90ZM147 195H148V198H146L147 197ZM242 195V196H241ZM244 195H246V196H244ZM81 196V197H80ZM86 196H88L87 197V199H86ZM151 196V197H150ZM261 198L263 197L264 198V194L262 193L261 195ZM57 197H58V199H57ZM68 198V199H66V198ZM85 197V198H84ZM94 197V198H93ZM150 197V198H149ZM243 197H245V198H243ZM60 198V199H59ZM84 198V199H83ZM92 198H93V200H92ZM251 198V199H250ZM81 199L83 200V204H82V206H83V208H82V206L81 207H79L80 208V212L78 211L79 210V208L77 209H75L74 210V208H73V210L71 209V206H69V205H71V202H72V207H75L74 205L75 204H77L78 205V203L81 205ZM145 199H147V200H145ZM58 200V201H57ZM63 200V207H64V210H65V212H64V210L63 209H61V208H63L62 207V205L60 204L59 205V209L57 210V211H52L53 209H52V207H50V206H52L54 203H58V202H60V201H62ZM64 200H66V202H64ZM68 200V201H67ZM94 200H95V202H94ZM141 200H143V201H141ZM256 200V202H258V201H263V202H261L262 204H264V200H261V199H258V201H257V199H254L253 201H255ZM91 203H90V202ZM145 201H146V203H145ZM70 204H69V203ZM92 202H94V203H92ZM144 202V203H143ZM152 202V201H151ZM65 204H69V205H66L65 206ZM94 204V205H93ZM143 204V205H142ZM247 204V207L245 206ZM249 203H247V202H243V204H242V206L243 207H246V208H248L249 210H252V208L253 207H250V205H248ZM76 205V206H77ZM86 205V206H85ZM90 205H92L91 207H90ZM96 205V206H95ZM147 205V206H146ZM85 207V208H84ZM88 207V208H87ZM131 206L129 205V208H130ZM98 208V209H97ZM84 209H85V211L88 213V214H90V215H88L85 211H84ZM92 209V210H91ZM94 209H95V211L97 212V214H96V212L94 211ZM151 209V208H150ZM60 210V211H59ZM87 210H89V211H87ZM91 210V211H90ZM98 210H99V212H100V214H99V212H98ZM59 211V215H57L56 213ZM68 211V212H67ZM75 211H77V213L75 212ZM94 211V212H93ZM56 212V213H55ZM70 212V213H69ZM83 212H85L86 214L85 215H83L84 213ZM93 213V215H92V213ZM145 212V213H144ZM44 213V214H43ZM60 213L62 214L61 216H60ZM64 213H65V215H64ZM73 213V214H72ZM77 215H76V214ZM81 213V216H83V218L81 217H79L80 215L79 214ZM102 213V214H101ZM103 213H105V214H103ZM46 214H47V216H46ZM69 214L72 216L71 218L70 217H68L69 216ZM94 214H96L95 215V217H94ZM75 215V216H74ZM101 217H100V216ZM105 217H104V216ZM130 215V216H129ZM146 215V216H145ZM148 215V216H147ZM34 216H36V217H34ZM57 216V218H55V217ZM85 216V217H84ZM111 216V217H110ZM128 218H127V217ZM48 217V218H47ZM59 217V218H58ZM61 217V218H60ZM89 217V218H88ZM98 219H97V218ZM131 217V218H130ZM252 218H253V216H251ZM250 217V220L252 221V218ZM255 217V216H254ZM53 218H55V219H53ZM63 218V219H62ZM77 219V223H76V219ZM92 218V219H91ZM100 218H101V220H100ZM102 218H103V220H102ZM125 218V219H124ZM151 218V217H150ZM50 219V220H49ZM83 219L84 220H86V219H89V220H87V221H83ZM105 219V220H104ZM108 219V220H107ZM110 219H111V221H110ZM124 221H123V220ZM130 219V220H129ZM148 219V218H147ZM51 220H53L52 222H51ZM69 220V221H68ZM79 220H81V223H80V225H79V227L77 226L76 227V225H78V221ZM91 220V221H90ZM118 220H122L121 222L120 221H118ZM20 221V222H19ZM49 221V222H48ZM57 221V222H56ZM83 221V222H82ZM93 221V222H92ZM99 223H98V222ZM101 221H103V222H101ZM118 221V222H117ZM126 221H128V223L126 222ZM22 222V223H21ZM42 222V225H43V227H44V229H43V231H40V229H39V224ZM70 222H71V224H70ZM75 222V223H74ZM90 222V223H89ZM97 222V223H96ZM101 222V223H100ZM126 222V223H125ZM20 223V224H19ZM52 223H53V225H52ZM82 223H84V224H82ZM103 223H104V226H103ZM115 223V224H114ZM122 223V224H121ZM18 224V225H17ZM21 224H24V225H21ZM33 224V225H32ZM55 224V225H54ZM91 224V225H90ZM99 224H101L102 225V227H101V225H99ZM120 224L121 225H123V226H120ZM128 224H130V225H128ZM30 225H32V226H30ZM35 225V226H34ZM68 225V226H67ZM71 225V226H70ZM85 225V226H84ZM89 225H90V227H89ZM112 225V226H111ZM115 225H117V226H115ZM128 228H125V226ZM133 225V226H132ZM63 226L64 227H66V229H64L63 228ZM83 227V229H82V227ZM109 226V227H108ZM36 227V228H35ZM62 227V228H61ZM72 227H73V229H72ZM85 227V228H84ZM88 227V228H87ZM103 227H106L104 230H102L101 228H103ZM136 227V228H135ZM30 228V229H29ZM37 228H38V230H37ZM61 228V229H60ZM68 228V229H67ZM77 228H79V229H77ZM81 228V229H80ZM89 228H91L90 230H92L91 232H90V230H89ZM142 228V229H141ZM146 228V229H145ZM158 228V229H157ZM13 229H15L13 232H12V230ZM18 229V230H17ZM27 229H28V231H27ZM56 231H55V230ZM75 229H77L76 230V233H75ZM95 229H96V231H95ZM123 229V230H122ZM153 230H154V228H152ZM24 230H25V232H24ZM55 232H54V231ZM64 230V231H63ZM72 230V231H71ZM81 232H80V231ZM83 230V231H82ZM85 230V231H84ZM86 230H88V231H86ZM109 230H110V232H109ZM114 232H113V231ZM115 230H117V231H115ZM144 230V231H143ZM10 231V232H9ZM16 231V232H15ZM36 231V232H35ZM38 231H40V233L38 232ZM78 231V232H77ZM102 231H104V232H102ZM119 231V232H118ZM121 231V232H120ZM123 231V232H122ZM129 231V232H128ZM159 231H160V233L162 232L163 233V235L165 234V236H162V233L160 234L159 233ZM23 232H24V234L27 236H25L24 234H23ZM29 232V233H28ZM30 232H32L31 234H30ZM60 232H63V233H60ZM65 232H66V234H65ZM71 232V233H70ZM84 232V233H83ZM106 232H107V234H106ZM144 232V233H143ZM167 232V233H166ZM7 233H8V235H7ZM22 233V234H21ZM68 233V234H67ZM79 233V234H78ZM89 233V234H88ZM108 233H109V235H108ZM134 233V234H133ZM150 233H152L151 231H150ZM2 234H4V235H2ZM5 234H6V236H8V237H6L5 236ZM14 234H18V236H16V235H14ZM20 234V235H19ZM76 234H78V236H76ZM83 234V235H82ZM100 234H103V235H101V237L99 236ZM116 234V235H115ZM118 234V235H117ZM120 234H124V236L123 235H121V238H120ZM24 235V236H23ZM38 235H39V237H38ZM68 235V236H67ZM72 235V236H71ZM74 235V236H73ZM80 235H81V237H80ZM84 235H85V237H84ZM105 235V236H104ZM146 235V236H145ZM150 235V234H149ZM152 234H151V236H153ZM5 236V237H4ZM33 236V237H32ZM83 236V237H82ZM108 236V238H106ZM122 236H123V238L125 237V239L127 240L126 242L127 243H129V244H131L132 243V245H129V244H126V242L125 241H123L124 239L122 238ZM131 236V237H130ZM162 236V237H161ZM14 237V238H13ZM16 237V238H15ZM18 237V238H17ZM22 237H24L23 239H22ZM26 237V238H25ZM38 237V238H37ZM65 237V238H64ZM80 237V238H79ZM163 237L165 238V239H163ZM30 238V239H29ZM34 238V239H33ZM48 238V239H47ZM62 238V239H61ZM65 240H64V239ZM76 238V239H75ZM90 238L92 239V240H90ZM94 238V239H93ZM106 238V239H105ZM7 239H9V240H7ZM19 239H21L20 240V242H19ZM37 239H39V240H37ZM53 239H54V241H53ZM78 239V240H77ZM80 239V240H79ZM98 239V240H97ZM5 240V241H4ZM12 240H14L15 242H13ZM17 240V241H16ZM23 240V241H22ZM31 240V241H30ZM33 240V241H32ZM55 240H56V242H55ZM64 240V241H63ZM94 240V241H93ZM120 240V241H119ZM122 240V241H121ZM129 240V241H128ZM143 240L145 241L144 243H143ZM163 240V241H162ZM2 241H3V243H5V244H3L2 245ZM22 241V242H21ZM26 241V243H27V245L25 244V245H23V243ZM45 243H44V242ZM48 241V242H47ZM58 241V242H57ZM111 241H113V243L111 242ZM29 242V243H28ZM80 242V243H79ZM81 242H83V245L81 246ZM88 242V243H87ZM96 242V243H95ZM99 242H100V244H99ZM106 242V243H105ZM110 244H109V243ZM159 242H160V244H159ZM168 242V243H167ZM13 243H17V245L15 246V244L13 245ZM22 243V244H21ZM41 243V244H40ZM57 243V244H56ZM122 243H123V246H122ZM164 243H165V245H166V247H165V245H164ZM175 243V244H174ZM7 244V245H6ZM18 244H20V245H18ZM28 244H29V246H31V247H29L28 246ZM43 244V245H42ZM50 244V245H49ZM78 244V245H77ZM106 244H108V245H110L111 246V248H113L112 250H111V248H110V246L108 247ZM111 244H114L113 246L111 245ZM140 244V245H139ZM143 244V245H142ZM145 244V245H144ZM158 246H157V245ZM22 245H23V248H22ZM53 245H54V247H53ZM87 245V246H86ZM129 245V246H128ZM147 245H149V246H147ZM159 245L161 246L160 248H159ZM168 245V246H167ZM171 247H170V246ZM175 247H174V246ZM20 246V247H19ZM25 246H26V248H25ZM127 246V247H126ZM137 246V247H136ZM139 246V247H138ZM141 246V247H140ZM172 246H173V248H172ZM177 246V247H176ZM10 247V248H9ZM53 247V248H52ZM74 247H75V249H74ZM87 247V248H86ZM90 247V248H89ZM99 247V248H98ZM128 247H129V249H128ZM135 247V248H134ZM153 247V248H152ZM155 247H156V249H155ZM2 248V249H1ZM4 248V249H3ZM6 248V249H5ZM9 250H8V249ZM17 248V249H16ZM35 248V249H34ZM89 248V249H88ZM102 248V249H101ZM115 248V249H114ZM128 250H126V249ZM139 248H141V250L139 249ZM144 248V249H143ZM150 248H152L153 250H151ZM23 249V250H22ZM72 249V250H71ZM79 249H80V251H79ZM103 249H108L107 251L106 250H103ZM148 251H147V250ZM168 249H170V250H168ZM7 250H8V252H7ZM34 250V251H33ZM85 250H86V252H85ZM89 250H90V253H89ZM95 251V253H94V251ZM98 250V251H97ZM101 250H102V254H101ZM150 250H151V252H150ZM157 250V251H156ZM159 250V251H158ZM177 250H179V251H177ZM33 251V252H32ZM72 251V252H71ZM88 251V252H87ZM113 251V252H112ZM122 253H121V252ZM130 251H131V253H130ZM171 251V252H170ZM172 251H174L173 252V255H172ZM14 254H13V253ZM22 252V253H21ZM55 252V253H54ZM79 252H80V254H79ZM97 252V253H96ZM112 252V253H111ZM150 252V253H149ZM160 252V253H159ZM170 252V253H169ZM180 252V253H179ZM5 253V254H4ZM24 253V254H23ZM47 253H48V255H47ZM71 253V254H70ZM75 253V254H74ZM89 253V254H88ZM106 253V254H105ZM143 253V254H142ZM146 253H147V255H151L150 257L149 256H147L146 257ZM94 254V255H93ZM97 254V255H96ZM108 254H111V256H110V258H109V255ZM116 254V255H115ZM118 254V255H117ZM135 254V255H134ZM138 254H140V255H138ZM153 254V255H152ZM157 254V255H156ZM16 255V256H15ZM19 255V256H18ZM46 255H47V257H46ZM51 255V256H50ZM73 255V256H72ZM77 255V256H76ZM83 255V256H82ZM85 255V256H84ZM99 255V256H98ZM108 255V256H107ZM143 255V256H142ZM155 255V256H154ZM172 255V256H171ZM179 255V256H178ZM48 256H50V258L48 257ZM56 256V257H55ZM87 256V257H86ZM90 256H94L93 258L92 257H90ZM100 256L102 257V256H104V257H102V258H100ZM114 256V257H113ZM116 256L118 257V261L116 260ZM136 256V257H135ZM162 256V257H161ZM168 256V257H167ZM171 256V260H170V257ZM176 258H174V257ZM177 256H178V259L180 258V257H182V258H180V260H178L177 259ZM86 257V258H85ZM98 257V258H97ZM155 257V258H154ZM156 257L158 258V261L156 260ZM165 257V258H164ZM113 258H115V259H113ZM124 258V259H123ZM146 258V259H145ZM151 258V259H150ZM164 258V259H163ZM80 259V260H79ZM89 259H90V261H89ZM109 259H111V261L109 260ZM123 259V260H122ZM137 259V260H136ZM88 262H87V261ZM115 260V262H117V263H113V261ZM126 261V263H125V261ZM151 260V261H150ZM164 260V261H163ZM169 260H170V262H169ZM173 260H175L176 262H174ZM78 261H80V262H78ZM81 261H82V263H81ZM109 261V262H108ZM124 261V262H123ZM129 261H130V263H129ZM155 262V263H154ZM160 262V263H159ZM186 262V263H185ZM99 263V264H100Z\"/></svg>",
    "mask_w": 264,
    "mask_h": 264
}]
</instances>
